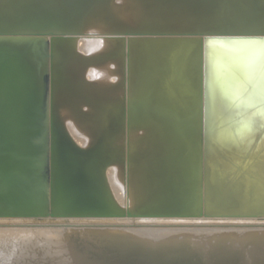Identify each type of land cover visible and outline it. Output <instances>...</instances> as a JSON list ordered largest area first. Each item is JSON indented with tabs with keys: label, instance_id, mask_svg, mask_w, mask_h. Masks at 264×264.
I'll return each mask as SVG.
<instances>
[{
	"label": "bare ground",
	"instance_id": "1",
	"mask_svg": "<svg viewBox=\"0 0 264 264\" xmlns=\"http://www.w3.org/2000/svg\"><path fill=\"white\" fill-rule=\"evenodd\" d=\"M153 1L158 7L163 3L148 0ZM194 1L195 6L184 8L176 1L161 16L143 19L146 13L138 14L136 6L142 0H14L11 4L0 0L7 17L19 16L14 5L22 3L19 10L27 12L16 19L17 25L41 18L51 26L79 27L74 41L54 46L50 97L56 117L81 147L91 145L102 133L96 167L102 170L118 206L131 212L161 213L63 218L77 225L91 223L88 228L0 226V264H264V220H260L264 219V35L254 33L264 26V0H248L251 5H244L245 10L240 6L245 0H238L239 5L230 0L228 8L232 2L233 10L242 11L241 16L236 13L238 19L245 18L238 20L231 6L227 9L234 15L223 26V30H233L229 24L235 16L233 24L246 22L250 27L248 18L252 17L259 29L235 25L239 30L233 31L247 33L208 36L245 38L242 42L220 43L216 38L215 44H209L203 33H168V39L160 34L153 40L148 37L151 34L145 39L139 33L154 26L157 31L195 30L200 9L208 6L205 0ZM40 2L45 4L40 7ZM148 2L141 3L144 10L153 9ZM210 2L215 5L216 0ZM205 10L209 15L204 28L212 25L214 30L215 18L210 9ZM116 22L128 28L122 30ZM92 26L97 30H91ZM135 26L143 31H135ZM173 36L184 39L172 41ZM191 38L200 42V49ZM194 47L200 52V59L195 53L200 66L193 58ZM188 52L192 59L182 65L180 57ZM162 75L165 79L158 82L162 78L155 76ZM146 77L155 78L153 93L145 94L142 79ZM123 99L126 113L121 128ZM153 139L160 144L153 146ZM102 159H108L104 166ZM200 209L202 213L197 214ZM186 210L184 216L164 214ZM15 221L23 220L0 219ZM110 221H139L141 225Z\"/></svg>",
	"mask_w": 264,
	"mask_h": 264
},
{
	"label": "water",
	"instance_id": "2",
	"mask_svg": "<svg viewBox=\"0 0 264 264\" xmlns=\"http://www.w3.org/2000/svg\"><path fill=\"white\" fill-rule=\"evenodd\" d=\"M21 5H14L17 17H7L0 5V219L23 221L0 222V226L88 228L91 223L77 225L68 221L43 220L161 214L145 209L131 212L118 206L102 177V170L96 167L97 155L101 154L102 133L96 135L91 145L81 147L58 121L50 97L54 46L61 41H74L77 30L65 25L44 24L41 18L17 25L16 19L27 12L19 10ZM35 8L38 6L32 7ZM139 33L184 36L247 32L221 29ZM254 33L264 35V28ZM119 108L123 128L124 99ZM203 117L202 113V135ZM102 160L100 165H106L108 159ZM203 162L204 158L202 162L200 158V163ZM200 213L201 209L197 214ZM164 214L188 215L187 210Z\"/></svg>",
	"mask_w": 264,
	"mask_h": 264
},
{
	"label": "rangeland",
	"instance_id": "3",
	"mask_svg": "<svg viewBox=\"0 0 264 264\" xmlns=\"http://www.w3.org/2000/svg\"><path fill=\"white\" fill-rule=\"evenodd\" d=\"M4 1L6 2V1H8V0H4ZM9 1H10V2H9ZM9 1L6 2V3L11 4L14 0H9ZM144 1H147V2H148V0H144ZM144 1L142 0L143 5H144ZM176 1L178 2V5H180L182 8H184L186 5H188V6H191V5H192V6H195V4L192 2L193 0H166V1H162V0H161V3H162V2H163V3H162V5H160L159 7L156 6V4H155L156 1H153L154 4H153V2H150V3L148 2L149 5H150V4L152 5V8H153V9L151 10V8H150L151 6H150V7H149L150 9L148 8L149 10H144V9H146V6H145V7L143 6V7H144V9H143V7H141V5H142V4H141L142 2H141V3H139L140 5H139V4L136 5V6H138V9L140 10V12H139V10L137 9V10H138V14H139V13H140V14L142 13V15H143V12H145L146 15L144 14V15H143L144 17H143L142 15H138V16H140V17L142 16L143 19H144V18L147 19L148 17L151 18V17H153V16L155 15L154 17L157 18V17H159L158 15H160V14L162 15V13H163V14L166 13L167 10H169V8H171V7L173 6L174 2H176ZM196 1H197V0H196ZM196 1H194V2H196ZM198 1H199V0H198ZM208 1H209V2H208ZM208 1L205 0V3H204V4L206 5V3H207L206 6H208V7H207L208 9H210V10H208V12L210 11V14L215 18V19H213V21H212V24L215 23V25H214L215 28L213 27L214 30H217L218 27H219V25H220V28H219L218 30L223 29V26H225L226 23L230 22V19L233 17L232 15H234V14H232V13H229L230 10L233 8V6H232L233 3L231 2V4H232L231 6H232V7L230 6V7H231V9H230V7L228 8V6L230 5V4L228 5V2H230V0H229V1H227V0H225V1H224V0H220V1L218 0V1H217V0H216V3H217V5H218V7H219V9H220V10L217 9V8H218V7H217L216 9L219 10V11L216 10V12H217V13H216L215 10H213V9H215V7L217 6L216 3H215V5H214V3H211V2H210V1L213 2V1H215V0H208ZM222 1H224V2L222 3ZM235 1H236V0H233V2H235ZM246 1H248V0H245L244 2H246ZM249 1L251 2V0H249ZM249 1H248V4H247V3H244L243 1L240 2V0H239L240 3L243 2L242 5H240V6H242V7H241V10H242V8H244V10H245V6H244V5H247V6H250V5H251V3H250ZM219 2H220L221 4H219ZM236 2H238V0H237ZM239 2H238V5L240 4ZM167 3H169V4H167ZM210 3H211V4H210ZM249 3H250V5H249ZM154 5H155V6H154ZM211 5H212V6H211ZM221 5H222V6H221ZM147 6H148V5H147ZM167 6H168L169 8H168ZM213 6H215V7H213ZM155 7H156V9H155ZM165 7H166V8H165ZM211 7H213V8H211ZM225 7H226V8H225ZM234 7L236 8V7H239V6L236 5V6H234ZM157 8H158V9H157ZM163 8H165V9H163ZM204 8H205V7L203 6V9H200L199 19L196 20V24L198 23V24L194 27L196 31H198V30L203 31L202 29H204V31H206L205 29H207V30H212V25H210V27H211V28L209 27L210 29H209V28H204V27H205V24L203 23L204 18L206 17V15H209L208 12H207L208 14L205 15V12H206L205 9H207V8H205V9H204ZM224 8H225V9H224ZM227 8L230 9V10H228ZM233 9H234V8H233ZM233 9H232V10H233ZM141 10H143V11L141 12ZM244 10H243V11H244ZM147 11H148L149 13H148ZM163 11H165V12H163ZM226 11H227V12H226ZM235 11H236V10H233L232 12L235 13V14H236L237 12L240 13V8H239V10H237L236 12H235ZM214 12H215L216 14H218L219 18H218V16L215 17L216 15H215V16L213 15V14H215ZM218 12H219V13L222 12V14H221V13L219 14ZM106 13L109 14V12H108L107 10H106ZM223 13H224V15H223ZM227 13H229L230 15L228 14V16H227V15H226ZM108 14H106V16H107ZM149 14H150L151 16H149ZM231 14H232V15H231ZM241 14H242V11H241V13L238 14V15L241 16ZM156 15H157V16H156ZM161 15H160V16H161ZM220 15H221V16H220ZM238 15L236 14L235 16L237 17ZM223 16H225V17H227V18H225V17H223ZM235 16H234V18H236ZM240 16H239V17H240ZM251 16H252V15H250L249 17H251ZM146 17H147V18H146ZM230 17H231V18H230ZM239 17H237V19H238ZM247 17H248V16H247ZM247 17H246V18H247ZM217 18H218L219 20H220V18H221V19H222V18H225L226 20H225V19H222L223 22H222V20H221V22H220L221 24H219V22H218L219 20L217 21ZM228 18H229V19H228ZM234 18H233V19H234ZM242 18H245V16L242 17ZM242 18H240V19H242ZM118 19H120V18H118ZM122 19H123V18H122ZM122 19H120V20H122ZM233 19H232V20H233ZM237 19H236V21H237ZM240 19H238V20H240ZM248 19H251V20H252V21L249 20V21H251V25H250V27H249L248 24H246V22L244 23L243 20L240 21V22H243V26H244V27L240 25V24H242V23L239 24L238 21H237V24H238V25H236L235 23L233 24V23H232V20H231V23H232L233 25H232L231 23H230L229 25H230L231 27H233V28H230V29L235 30L234 28H236V30H237V28L239 27V25H240V27H242V28H244V29H245V27H246L247 25H248V26H247L246 28H248V27L251 28V27H253V26H254V27L257 26V25H254V24L256 23V21H255L256 19L253 20L252 17H251V18H248ZM178 20H179V21H178ZM198 20H199V21H198ZM214 20H215V21H214ZM244 20L246 21V19H244ZM118 21H119V20H118ZM124 21H125V20H124ZM124 21H123V22H124ZM176 21H177V23H181V20H180L179 18H177ZM225 21H226V23H224ZM236 21H235V22H236ZM249 21H247V23H248ZM254 21H255V22H254ZM81 22H82V21H81ZM217 22H218V23H217ZM233 22H234V20H233ZM116 23H117V22H116ZM223 23H224V24H223ZM252 23H254V24H252ZM120 24H122V22L117 23V25H120ZM245 24H246V25H245ZM249 24H250V22H249ZM258 24H259V23H258ZM78 25H79V24H78ZM81 25H82V24H81ZM81 25H80V27H81ZM117 25H116V27H117ZM123 25H124V23H123ZM123 25H120L121 28H122V30H126L125 27H127V26L122 27ZM125 25H127V23H126ZM152 25H153V24H152ZM178 25H179V24H176V27H177V28H178ZM216 25H218L217 28H216ZM235 25L238 26V27H235ZM252 25H253V26H252ZM113 26H114V25H113ZM221 26H222V28H221ZM258 26H260V24H259ZM89 27H90V26H89ZM89 27H88V28H89ZM93 27H95L96 30H97V26H92V29H91V30H94V29H95V28L93 29ZM114 27H115V26H114ZM116 27H115V28H116ZM179 27L181 28V25H180ZM198 27H199V28H198ZM240 27H239V28H240ZM261 27L263 28L264 26L261 25ZM77 28H79V27L77 26L75 29H77ZM88 28H87V29H88ZM107 28L110 29V28H112V26H110V28H109V27H107ZM118 28L121 29L120 27H118ZM127 28H128V27H127ZM130 28L133 30V27H130ZM130 28H129V29H130ZM135 28H136L135 31H139V29H140V28L138 29L137 26H135ZM152 28H153L152 31H157V29L154 30L155 26L152 27ZM152 28H151V29H152ZM170 28H171V27H170ZM172 28H173V27H172ZM239 28H238V30H239ZM242 28H241L240 30H243ZM255 28H256V29H259L260 27H259V28L255 27ZM82 29H83V28L81 27V29H79L78 32H80V31L83 32ZM104 29H106V28H104ZM116 29H117V28H116ZM119 29H118V31H121V30H119ZM142 29H143V28H141L140 31H143ZM163 29H164V28H163ZM178 29H179V28H178ZM256 29H255V30H256ZM84 30H85V29H84ZM110 30H111V29H110ZM114 30H115V29H114ZM114 30L112 29V31H114ZM145 30L147 31L146 28L144 29V31H145ZM148 30H150L149 27H148ZM158 30H161V29H158ZM170 30H171V29H169V31H170ZM174 30H175V29H174ZM176 30H177V29H176ZM176 30H175V31H176ZM185 30H186V29H183V31H185ZM195 30L193 29L192 31H195ZM250 30H251V29H250ZM252 30H253V28H252ZM86 31H87V30H86ZM86 31H84V32H86ZM88 31H89V29H88ZM88 31H87V32H88ZM94 31H95V30H94ZM133 31H134V30H133ZM180 31H181V30H180ZM187 31H189V30H187ZM204 31H203V32H204ZM81 32H80V33H81ZM92 32H93V31H92ZM114 32H117V30L114 31ZM76 34H77V33H76ZM157 34H158V33H155V34L153 33V34H151V35H153L154 37L151 36V35L148 36V34H143L142 36L145 37V39H148V38H147V36H148L150 39L152 38L153 40H154V39L157 40V39H159V38H157V37H159V35H160V34H158V35H157ZM204 34H205V35H204ZM144 35H145V36H144ZM170 35H173V34H168V36H170ZM186 35H188V34H186ZM189 35H191V34H189ZM209 35H211V34H208V35H207V33H203V35H202L204 38H205V37H206V38H209V40H208V41H209V44H210V42H212L213 44H215V42H213V40L215 41L216 38H218V39H216V42H220V43H223V42L225 43V42L230 41V40L232 39V38H231V39H230V38H229V39H228V38H222V40H221V39H219L220 37L212 38V37H208ZM251 35H254V34H251ZM255 35H257V34H255ZM142 36L140 37L141 39H143ZM164 36L166 37L167 34H166V35L164 34L163 36H162V34L160 35V37H162V38H163ZM259 36H261V35H259ZM156 38H157V39H156ZM169 38H170V37H169ZM175 38H176V39H181V38L184 39V37H177V36H173L172 39H171V38H170V39H171L172 41H176ZM185 38H186V37H185ZM188 38L190 39V37H187L186 39H188ZM196 38H197L198 40H200V39H199L200 37H199V38L196 37ZM196 38H191V39L195 40L194 42L196 43V41L198 42V40H196ZM206 38H205V39H206ZM210 38H212V41H210V40H211ZM166 39H168V38L166 37ZM205 39H204V41H205ZM224 39H228V40H224ZM234 39H235V38H233V40H231V41L234 42ZM237 39H239V38H236L235 40H237ZM244 39H245V38H240L239 41H240V40H241L240 42L245 41ZM247 39H249V38H247ZM247 39H246V40H247ZM250 39H251V38H250ZM252 39H257V38H252ZM258 39H259V38H258ZM260 39H261V38H260ZM136 40H137V41L140 40L139 37H138ZM219 40H221L222 42L219 41ZM137 41H133V43H135V42L137 43ZM206 41H207V40H206ZM239 41H238V42H239ZM235 42H236V41H235ZM235 42H234V43H235ZM199 43H200V42L197 43L198 45L196 44V47H199V49H200V44H199ZM236 43H237V42H236ZM204 44L208 45V42H207V43L204 42ZM196 47H194V48H196ZM199 49L196 48L195 51L193 50V51H194V52H193V58H194V56H195V53L198 52L196 55L200 54V52L197 51V50H199ZM204 49H207V48L204 46ZM70 50H72V48H70ZM70 50H69V52H70ZM205 52H206V51H204V55H206ZM206 53H207V52H206ZM72 54L74 55L73 51H72ZM188 54H189V52H188ZM185 55H186V57H185L184 55L182 56V57L184 58V60H183L182 57H180V60H179L180 62H182V63H181L182 65L185 64V63H188V62H186V60L189 59V57H191V58L189 59V61L192 59L191 52H190V54H189L188 56H187V54H185ZM190 55H191V56H190ZM195 59L197 60V64L200 66V60H198V59H200L199 55H198V59H197V56H195ZM204 59H205V57H204ZM181 60H182V61H181ZM184 61H185V63H184ZM198 61H199V62H198ZM199 71H200V70H199ZM198 73H199V75H198V81L200 82V80H199V79H200V72H198ZM172 76H173V75L169 76V78L172 77ZM157 77H158V76H155L156 79H161V78H162V79H161L160 81H158V82H162L163 79H165V76H164V75L160 76L159 78H157ZM155 78L151 79V78H149V77H148V78L146 77V78L142 79V80L144 81L143 84L146 86V91H147V92H146V93L144 92L145 94H149V93H153V92H154L156 84H153V80H154ZM169 78H167V80H170V79L172 80L173 77L170 78V79H169ZM138 79H139V78H138ZM138 79H135V81L138 80ZM141 82H142V81H140V83H141ZM142 93H143V92H142ZM98 117H99V116H98ZM98 117L96 116V118H98ZM157 125H158V124H157ZM151 143H152L153 146H156V145H159V144H160V143H159V140H157V139H153V140L151 141ZM154 143H155V144H154ZM151 166H152V168H155V169H156V167H155V165H153V163H151ZM149 167H150V166H149ZM169 169H170V168H169ZM158 171H159V170H158ZM137 216H141V215H137ZM57 219H58V218H57ZM57 219H49V220H50V221H57V222H58V221H59V222H63V221L71 222V220H64L63 218H62V219L59 218L58 220H57ZM49 220H48V221H49ZM198 220H199V219H198ZM201 220H202V219H201ZM260 220H264V219H260ZM92 221H93V220H92ZM92 221H91V222H92ZM15 222H16V221H15ZM73 222H77V223H79V224H82L83 221H82V222H81V221H73ZM89 222H90V221H89ZM89 222H88V221H87V222L85 221L84 223H89ZM102 222H103V221H102ZM105 222H109V221H105ZM110 222H112L111 224H123V225L126 224V223L133 224V225H131V227H133V226H134V227H138L139 225H141V224H139V223H140L139 221H135V222H126V223H125V222L122 223L123 221H120V222H118V221H116V222H115V221H110ZM137 222H138V223H137ZM99 223H101V222H99ZM136 224H139V225H136ZM135 225H136V226H135ZM139 227H140V226H139Z\"/></svg>",
	"mask_w": 264,
	"mask_h": 264
}]
</instances>
